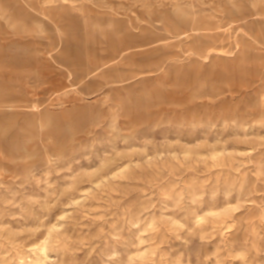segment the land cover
Returning a JSON list of instances; mask_svg holds the SVG:
<instances>
[{
	"label": "rangeland",
	"instance_id": "1",
	"mask_svg": "<svg viewBox=\"0 0 264 264\" xmlns=\"http://www.w3.org/2000/svg\"><path fill=\"white\" fill-rule=\"evenodd\" d=\"M0 264H264V0H0Z\"/></svg>",
	"mask_w": 264,
	"mask_h": 264
}]
</instances>
